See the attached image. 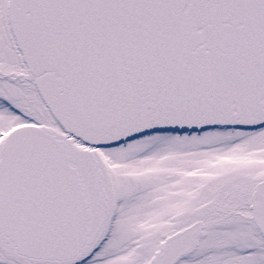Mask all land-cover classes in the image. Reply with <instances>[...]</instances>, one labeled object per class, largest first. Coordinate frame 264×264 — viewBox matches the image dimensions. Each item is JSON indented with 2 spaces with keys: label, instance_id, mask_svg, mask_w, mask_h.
Listing matches in <instances>:
<instances>
[{
  "label": "snow or ice",
  "instance_id": "1",
  "mask_svg": "<svg viewBox=\"0 0 264 264\" xmlns=\"http://www.w3.org/2000/svg\"><path fill=\"white\" fill-rule=\"evenodd\" d=\"M0 264H264V0H0Z\"/></svg>",
  "mask_w": 264,
  "mask_h": 264
}]
</instances>
